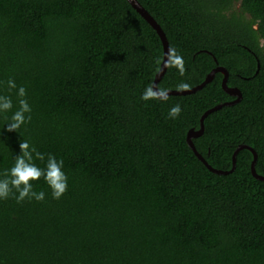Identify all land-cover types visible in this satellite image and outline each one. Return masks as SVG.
<instances>
[{"label":"trees","instance_id":"obj_1","mask_svg":"<svg viewBox=\"0 0 264 264\" xmlns=\"http://www.w3.org/2000/svg\"><path fill=\"white\" fill-rule=\"evenodd\" d=\"M137 2L184 60L160 89H193L222 67L241 93L206 118L197 152L227 172L248 146L264 177V0ZM163 62L159 35L127 0H0V80L23 85L32 106L19 133L0 129V173L23 138L63 159L68 176L59 200L41 179L44 201H0V264H264L253 154L217 175L187 144L205 112L236 97L218 73L195 94L142 101Z\"/></svg>","mask_w":264,"mask_h":264},{"label":"clouds","instance_id":"obj_2","mask_svg":"<svg viewBox=\"0 0 264 264\" xmlns=\"http://www.w3.org/2000/svg\"><path fill=\"white\" fill-rule=\"evenodd\" d=\"M174 67L183 76L185 73L184 60L175 50L170 49L166 55L164 67ZM190 85L181 82L177 85L179 90L188 89ZM6 88L9 94L0 91V117H3V127L7 132H17L31 121L32 106L28 100V93L23 85L9 77L6 81L0 80V89ZM168 92L155 84L144 88L140 99L166 100ZM182 107L176 103L168 108L167 118L177 119ZM19 152L14 158L12 166L0 173V201L9 198L16 203L25 200L42 202L46 199L44 190H34V183L43 179L47 185L52 199L59 200L68 190V176L64 171L63 159H58L51 153H43L32 145L27 139L19 141ZM37 161L43 164L41 167Z\"/></svg>","mask_w":264,"mask_h":264},{"label":"water","instance_id":"obj_3","mask_svg":"<svg viewBox=\"0 0 264 264\" xmlns=\"http://www.w3.org/2000/svg\"><path fill=\"white\" fill-rule=\"evenodd\" d=\"M128 3L140 14V16H142V18L157 32V34L159 35L162 44H163V48H164V62L161 66V69L159 71V73L156 76L155 82L154 84L158 87V83L161 80V78L163 77V75L165 74L167 67H164L165 64V58L166 55L169 53V44L168 41L166 39V36L164 34V32L162 31L161 27L157 24V22L151 17V15L137 2V0H127ZM221 73L224 76L223 82H222V88L223 90L229 94L230 96L236 97V100L230 103H225L222 105H218L216 107H214L213 109L208 110L207 112H205V114L202 116L201 118V126H200V130L195 131V130H191L188 135H187V144L188 146L192 149V151L195 153V155L197 156V158L204 164V166L210 170L212 173L217 174V175H228L234 172L235 167H236V157L238 155L239 152H241L242 150H248L253 154V162L251 165V173L253 175V177L259 181L264 182V177L260 176L257 174L256 172V162H257V153L250 147L248 146H239L237 148V150L235 151L234 155H233V167L230 171H220V170H216L213 169L208 163L207 161L197 152V150L194 147L193 144V139L200 137L203 132H204V123L206 118L222 109L223 107H229V106H233L235 104H237L240 100H241V93L238 89L235 88H229L227 85V79H228V73L225 69H223L222 67H217L216 69H214L205 79V81L190 90H184V91H167L168 92V96L171 95H175V96H187V95H192L195 94L196 92L202 90L206 85H208L209 83H211L214 78L215 75Z\"/></svg>","mask_w":264,"mask_h":264},{"label":"rangeland","instance_id":"obj_4","mask_svg":"<svg viewBox=\"0 0 264 264\" xmlns=\"http://www.w3.org/2000/svg\"><path fill=\"white\" fill-rule=\"evenodd\" d=\"M234 11H236L237 13H240V5L238 4V5H236V7H235V10ZM247 18H249L248 16H246Z\"/></svg>","mask_w":264,"mask_h":264}]
</instances>
